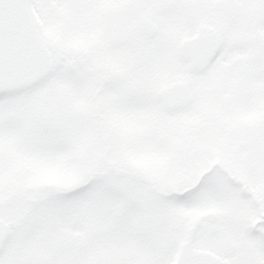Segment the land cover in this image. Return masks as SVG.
I'll use <instances>...</instances> for the list:
<instances>
[{
	"label": "snow or ice",
	"instance_id": "snow-or-ice-1",
	"mask_svg": "<svg viewBox=\"0 0 264 264\" xmlns=\"http://www.w3.org/2000/svg\"><path fill=\"white\" fill-rule=\"evenodd\" d=\"M0 264H264V0H0Z\"/></svg>",
	"mask_w": 264,
	"mask_h": 264
},
{
	"label": "rangeland",
	"instance_id": "rangeland-1",
	"mask_svg": "<svg viewBox=\"0 0 264 264\" xmlns=\"http://www.w3.org/2000/svg\"><path fill=\"white\" fill-rule=\"evenodd\" d=\"M227 15L232 16L234 18H245V17H251L254 14L252 12H243V11H231L228 12ZM159 33H157V35L155 36V39H157L159 37ZM183 37L181 36L180 40L177 41L175 38L173 40V43L176 45V52L174 55L169 56L166 52H164V50H161L160 55H161V69L160 71L154 76L152 83L153 84H158L161 77L164 76L167 72L170 71V66L172 64H181L179 58H178V54H177V47L179 46V43L181 41ZM249 41L247 39H241L240 41H238L236 43V47L237 48H243V47H247L249 45ZM237 62H239L240 57L237 56ZM106 83L104 84L105 87L107 86H118L120 81L112 76H106ZM214 91H218V90H214ZM68 101H65V103H67ZM95 102V93L94 92H90L89 96H88V101L87 104L88 105H92ZM88 114V110H87V106L82 107L81 112L80 113H75V115H87ZM237 132L239 134H246L248 132L247 127L245 126H240L237 129ZM243 147V146H242ZM7 167L11 170V176H10V183L11 184H15L19 178L23 175H27L26 170H23L20 168V166L18 165V163L16 162V160L14 158H9L6 161ZM225 175L229 177V179L233 182L236 183L237 181L235 180L234 177L231 176V174H229L226 170H225ZM78 240V237L76 235L75 230L67 233L66 235L63 236V238L61 239L60 243L66 247V248H71ZM70 243H72V245H70Z\"/></svg>",
	"mask_w": 264,
	"mask_h": 264
},
{
	"label": "water",
	"instance_id": "water-1",
	"mask_svg": "<svg viewBox=\"0 0 264 264\" xmlns=\"http://www.w3.org/2000/svg\"><path fill=\"white\" fill-rule=\"evenodd\" d=\"M154 33L155 32L151 33V35H153ZM192 42L193 41L192 40H189V39L182 40L181 45H180L178 51H179V54L181 56V59L184 60V61H186L187 64H191L193 72H200L201 71L200 65L196 62V56H195V54L194 53L193 54H185L182 51V47L184 45L191 44ZM166 100H167V94L163 92L161 94V97H160V102L164 103V102H166Z\"/></svg>",
	"mask_w": 264,
	"mask_h": 264
},
{
	"label": "flooded vegetation",
	"instance_id": "flooded-vegetation-1",
	"mask_svg": "<svg viewBox=\"0 0 264 264\" xmlns=\"http://www.w3.org/2000/svg\"><path fill=\"white\" fill-rule=\"evenodd\" d=\"M158 33H159V32H158ZM156 35H157V34H156ZM156 35H155V36H156ZM155 36L151 37V39H155ZM182 39H183V38H182ZM182 39H181V40H182ZM180 42H181V41H180ZM179 44H180V43H179ZM177 54H178V57H179L178 47H177ZM179 59H180V58H179ZM180 62H181V64H186V63L182 62L181 59H180ZM105 78L107 79V77H105ZM104 84H105V83H104ZM104 84H103V85H104ZM95 94H98V93H95ZM70 245H72V243H70Z\"/></svg>",
	"mask_w": 264,
	"mask_h": 264
},
{
	"label": "trees",
	"instance_id": "trees-1",
	"mask_svg": "<svg viewBox=\"0 0 264 264\" xmlns=\"http://www.w3.org/2000/svg\"><path fill=\"white\" fill-rule=\"evenodd\" d=\"M105 82H106V80L104 79L103 83H105Z\"/></svg>",
	"mask_w": 264,
	"mask_h": 264
}]
</instances>
